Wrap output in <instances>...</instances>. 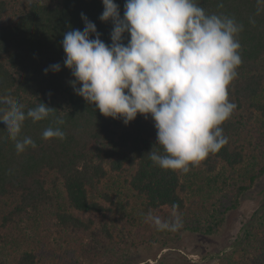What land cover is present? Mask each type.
I'll use <instances>...</instances> for the list:
<instances>
[{
	"label": "trees",
	"instance_id": "1",
	"mask_svg": "<svg viewBox=\"0 0 264 264\" xmlns=\"http://www.w3.org/2000/svg\"><path fill=\"white\" fill-rule=\"evenodd\" d=\"M114 2L123 16L125 0ZM197 3L243 25L242 63L229 87L236 108L222 126L228 143L183 174L149 159L157 142L151 117L125 125L74 91L63 64L64 33L83 30V13L110 44L113 25L99 19L102 0H0V95L13 96L25 111L41 102L56 110L48 120L25 122L22 135L36 148L21 154L0 122V264H101L105 256H115L108 264H126L121 251L166 248L183 232L217 234L264 175V3ZM57 63L61 71L45 74ZM57 117L66 138L42 139ZM173 204L183 220L178 232L146 222L149 213L169 220ZM219 264H264V211Z\"/></svg>",
	"mask_w": 264,
	"mask_h": 264
},
{
	"label": "clouds",
	"instance_id": "2",
	"mask_svg": "<svg viewBox=\"0 0 264 264\" xmlns=\"http://www.w3.org/2000/svg\"><path fill=\"white\" fill-rule=\"evenodd\" d=\"M102 4L99 19L113 25L110 44L83 13V30L64 33L63 64L74 77L75 93L125 125L138 115L151 117L162 151L154 145L149 159L162 170L189 173L228 143L222 126L236 108L229 87L242 63L243 25L227 15L207 14L197 0H125L123 16L114 0ZM44 71L59 72L61 65ZM55 111L43 102L25 111L13 96L0 95V122L17 154L36 148L22 135L25 122L48 120ZM63 124L57 117L42 139L63 141ZM177 208L172 205L169 220L149 213L146 222L158 231L178 232L183 220Z\"/></svg>",
	"mask_w": 264,
	"mask_h": 264
},
{
	"label": "rangeland",
	"instance_id": "3",
	"mask_svg": "<svg viewBox=\"0 0 264 264\" xmlns=\"http://www.w3.org/2000/svg\"><path fill=\"white\" fill-rule=\"evenodd\" d=\"M117 181H121L117 176ZM264 211V175L241 197L240 206L227 213L221 231L213 235L183 232L163 248L159 244L143 245L138 249L121 251L126 264H219L223 255L231 252L244 228ZM105 256L107 262L115 256ZM102 261L101 264L105 263Z\"/></svg>",
	"mask_w": 264,
	"mask_h": 264
}]
</instances>
